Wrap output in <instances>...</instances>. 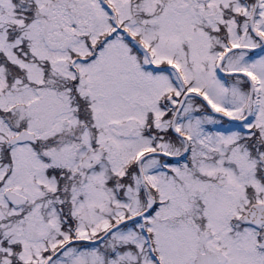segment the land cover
Listing matches in <instances>:
<instances>
[{"label": "snow or ice", "instance_id": "1", "mask_svg": "<svg viewBox=\"0 0 264 264\" xmlns=\"http://www.w3.org/2000/svg\"><path fill=\"white\" fill-rule=\"evenodd\" d=\"M0 264H264V0H0Z\"/></svg>", "mask_w": 264, "mask_h": 264}]
</instances>
